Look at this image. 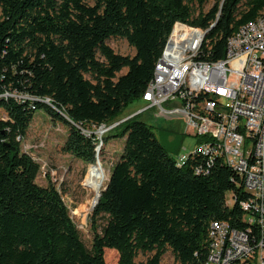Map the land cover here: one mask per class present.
I'll list each match as a JSON object with an SVG mask.
<instances>
[{
	"label": "trees",
	"instance_id": "trees-1",
	"mask_svg": "<svg viewBox=\"0 0 264 264\" xmlns=\"http://www.w3.org/2000/svg\"><path fill=\"white\" fill-rule=\"evenodd\" d=\"M92 1L0 0V264H107V248L118 264H160L168 250L177 264H204L212 220L245 228L247 193L222 157L196 151L178 163L141 112L107 129L102 144L123 139V149L93 208L87 247L56 187L36 182L39 164L21 140L42 109L68 127L62 150L95 164L99 138L85 130L110 126L142 99L176 22L206 30L196 60L216 61L264 0H215L207 10L209 0ZM111 38L135 54L116 53Z\"/></svg>",
	"mask_w": 264,
	"mask_h": 264
},
{
	"label": "built area",
	"instance_id": "built-area-1",
	"mask_svg": "<svg viewBox=\"0 0 264 264\" xmlns=\"http://www.w3.org/2000/svg\"><path fill=\"white\" fill-rule=\"evenodd\" d=\"M205 34L181 22L173 25L142 95L144 109L182 113L186 131L202 139L177 154V162L191 152L217 154L242 180L245 228L212 220V257L204 264H264V17L239 27L228 38L222 59L183 64V57L201 51ZM155 73L166 75L170 88H160ZM194 73H204L213 88L196 85ZM201 91H208V100H201ZM181 99H188L187 110H179ZM191 113H200L201 121L191 120Z\"/></svg>",
	"mask_w": 264,
	"mask_h": 264
},
{
	"label": "rangeland",
	"instance_id": "rangeland-1",
	"mask_svg": "<svg viewBox=\"0 0 264 264\" xmlns=\"http://www.w3.org/2000/svg\"><path fill=\"white\" fill-rule=\"evenodd\" d=\"M85 1L89 4L93 3L92 0ZM214 1L209 0L204 9L207 10L211 7ZM107 43L116 53L129 56L135 54L134 48L129 46L123 38H111ZM124 72L125 70H122L120 73ZM145 106L146 104L142 99H135L124 107L121 116L122 118L133 116L142 110L137 118L152 126L156 137H159L161 144L171 156L185 153L197 144L199 137L193 135L191 131L190 133L186 131L182 113L167 114L159 111L158 108L144 109ZM179 110H181V106H179ZM0 118H6V114L2 109H0ZM102 128L105 127H93L92 130H85V133L90 134V131H96L95 134L99 141H102L101 135L105 131L101 135L98 133ZM67 132V125L52 120L44 110H37L25 137L21 140V149L39 164L36 182L42 186L50 182L59 191L68 208L70 217L81 233L83 242L87 247H90L94 230L90 219L94 208L92 206L96 202L97 193L101 191L107 182L112 165L122 152L124 141L123 139L111 138L107 143L102 144L98 155V163L92 165L62 150ZM226 198L228 203L232 202L231 192L226 194ZM104 224V217L97 218L95 221L96 230L100 232ZM147 256V254H140L136 260L145 261ZM104 258L107 264H118L117 252L115 253L110 248L105 249ZM160 264L177 263L168 250L162 256Z\"/></svg>",
	"mask_w": 264,
	"mask_h": 264
},
{
	"label": "bare ground",
	"instance_id": "bare-ground-1",
	"mask_svg": "<svg viewBox=\"0 0 264 264\" xmlns=\"http://www.w3.org/2000/svg\"><path fill=\"white\" fill-rule=\"evenodd\" d=\"M264 12L255 20L250 23H247L246 25H243L242 27L249 26L251 23L263 20ZM226 49V48H225ZM197 51L194 53H190L189 57H183V64H189V66H196L197 63H200V61L196 60ZM155 80L157 81V85L160 88H170V79L167 78L166 75L163 73H155ZM194 83L196 85H200L204 89H212L213 88V81L205 76L204 73H194ZM201 100H208V91H201ZM179 106H181V110H187L188 107V99H181V103H179ZM191 120L193 121H201V114L200 113H191ZM101 148V147H100ZM100 148L97 150V158L95 160V163H98V155ZM98 199V198H97ZM211 225V222H210ZM209 253L206 260H211L212 257V233H209Z\"/></svg>",
	"mask_w": 264,
	"mask_h": 264
},
{
	"label": "water",
	"instance_id": "water-1",
	"mask_svg": "<svg viewBox=\"0 0 264 264\" xmlns=\"http://www.w3.org/2000/svg\"><path fill=\"white\" fill-rule=\"evenodd\" d=\"M129 117H131V116L124 117V118H122L120 121H118L117 123H114V124H112L111 126H107V127H105V128H102L100 131H98V133L101 135L104 131H106L107 129L113 127V125L118 124L119 122H121V121H123V120H125V119H127V118H129ZM67 119H68V118H67ZM95 132H96V131H93V133H95ZM101 146H102V141L100 140L99 143L97 144L96 148H95V151H96V154H95V160H96V158H97V150H98V148H100ZM104 188H105V186H103V188H102L101 190H103ZM100 194H101V191H100V193H99L98 199L96 200V202L93 204L92 207H95V205L97 204V202H98V200H99V197H100Z\"/></svg>",
	"mask_w": 264,
	"mask_h": 264
},
{
	"label": "crops",
	"instance_id": "crops-1",
	"mask_svg": "<svg viewBox=\"0 0 264 264\" xmlns=\"http://www.w3.org/2000/svg\"><path fill=\"white\" fill-rule=\"evenodd\" d=\"M158 139H159V137H158ZM159 141H161V140L159 139ZM178 163H180V162H178Z\"/></svg>",
	"mask_w": 264,
	"mask_h": 264
}]
</instances>
